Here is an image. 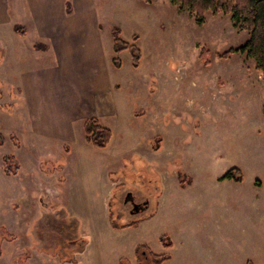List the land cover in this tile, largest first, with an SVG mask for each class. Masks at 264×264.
I'll return each mask as SVG.
<instances>
[{"label":"rangeland","instance_id":"obj_1","mask_svg":"<svg viewBox=\"0 0 264 264\" xmlns=\"http://www.w3.org/2000/svg\"><path fill=\"white\" fill-rule=\"evenodd\" d=\"M100 1L102 5L110 2L119 7L120 15L110 31L120 27L122 38L130 43L137 35L142 52L139 69L133 67L130 53L122 52L119 55L122 68H115L114 73L118 82L131 81L129 88L119 83L116 89L126 97L135 93L138 96L133 121L121 117L117 122L120 118L114 117L111 146L118 151L101 157L115 171L109 176L119 179L120 197L110 202L112 215L119 224L142 217L132 214L126 195L121 193L135 191L140 200L150 199L149 211L152 208L157 211L158 202L163 201L159 221L144 232V237L157 254L164 252L158 234L173 237L176 247L170 253L174 260L167 264H264V73L246 55L234 54L229 60L220 57L231 48L243 46L249 33L236 29L230 16L212 12L206 14L205 24L199 26L190 13L180 11L170 0ZM104 38L112 48L111 35ZM111 48L108 52L112 55ZM204 48L211 53L210 66L204 65L200 58ZM37 67L45 66L38 63ZM3 78L6 75L0 71V79ZM0 82L4 89L0 113L7 110L16 114L18 110L19 120L28 117L29 110L27 115L21 110L20 94L8 82ZM54 86L51 98L59 102L60 88ZM13 97L19 103L12 106ZM44 115L51 117L45 112L40 119ZM59 116V112L54 115ZM5 124L1 121L0 130L6 135L7 144L0 147V181L8 179L11 183L0 188V228L5 227L9 234L21 238L12 241L0 236V249L4 253L0 264H20L21 260L27 264L67 263L74 258L75 250L84 247L87 238L77 242L76 247L70 242L72 247L68 250L63 238L37 236L33 239L37 249L57 258L50 259L32 250L25 253L26 246L31 245L25 233L46 207L43 199L53 202V206L64 203L68 170L55 175L40 171L38 160L51 162L60 158L59 155L37 158L38 153L46 152L41 146L29 163L30 171L24 168L20 179L6 176L2 159L5 153L14 150V143ZM43 127L53 129L52 125ZM158 137L162 138L161 150L154 152ZM21 138L22 147H26L27 136L22 134ZM131 144L134 147H129ZM25 154L30 156L28 152ZM65 163L60 158L49 164L60 170ZM91 168L93 177L102 173L96 160ZM233 168L242 171V182L223 179ZM82 174V169L77 171L75 181H80ZM179 174H185L194 182L193 186L179 188ZM23 193H27L26 200L14 204L12 214L3 215L9 204L7 199H20ZM133 253V248L120 247L116 253H109L106 260L108 264H118V256L122 255L136 264Z\"/></svg>","mask_w":264,"mask_h":264},{"label":"crops","instance_id":"obj_2","mask_svg":"<svg viewBox=\"0 0 264 264\" xmlns=\"http://www.w3.org/2000/svg\"><path fill=\"white\" fill-rule=\"evenodd\" d=\"M101 5L99 0H0V71L6 75V78L0 81L8 82L20 94L21 108H23L21 110L25 112L24 114L27 115L29 110V116L22 120L18 118V110L16 114L7 110L0 113V125L1 121H4L6 123L5 126L3 125L4 128L10 134H16L21 144L22 134L27 136L26 147L21 145L13 150L22 171L17 176L9 177L20 179L24 168L30 171L29 163L34 161V153H38L41 146L46 149V152L38 153L37 158L44 159L43 157L59 155L60 158L66 160V163L60 170H54L49 163H55L60 158L51 162L38 160L39 170L49 175L61 174L63 170H68L69 174L68 183L65 185L64 203L53 206V202L43 199L46 207L27 226L25 235L31 239V245L29 248L26 246L28 251L26 250L25 253L32 250L36 254L57 259L37 249L33 240L37 236L63 238L68 243L66 247L68 250L69 247L87 238L84 247L74 251H77L75 259L78 264H108L107 255L116 253L120 247H127L129 250L133 248V259L135 260L137 246L147 244L144 232L159 221L158 218L162 215L163 209V201L158 202L160 205L155 215L148 218L155 211L154 208L149 211L150 199L140 200L135 191V195L129 190L122 191L121 193L126 197L130 193L133 194L136 202L149 201V206L139 213L142 217L134 219L140 220L138 226L114 228L111 224L110 202L120 197L117 189L119 179L109 176L115 171L110 170L101 158L109 153L115 155L118 151L117 148L111 146L114 133L110 144L105 149L94 148L84 137V125L89 118L99 119L111 130L112 126H116L115 116L120 118L117 122L121 120V117L127 119L128 122L133 121L138 96L135 93L126 97L124 93L116 89L117 85L122 82L116 81L114 77L116 67L112 63L113 39L111 48L110 44L106 45L107 41L104 36L111 35V25L116 24L115 20L119 17L120 10L110 2ZM110 48L112 55L108 52ZM38 63H42L45 67L38 69ZM12 72L13 75L10 74ZM143 73L141 75H144ZM36 77L42 80L39 81ZM54 84L60 88L59 102L51 98L56 90ZM124 85L129 88L130 79ZM11 102L12 106L19 103L18 98L15 100L14 97ZM0 106L3 105L0 104ZM45 112L51 117L47 118L44 115L40 119V115ZM58 112L60 116L55 118L54 115ZM14 117H17L15 121H13ZM38 124L42 125L41 128ZM43 125H52L53 129L46 130ZM134 140L133 136V144ZM133 144L129 147H134L135 144ZM94 150H98L99 153ZM25 152L30 153V156H27ZM94 160L102 167L100 169L102 173L96 177H93L94 169L91 168ZM80 169L83 172L82 178L80 181H75V174ZM7 180L0 181V188H6L11 183V180ZM177 183L181 189H187L194 184L192 181L182 187L179 175ZM20 185L22 186L21 183ZM26 198L27 193H23L16 201L19 203ZM127 205L131 206V203ZM6 213H13L10 212L9 204L3 215ZM0 231L2 232L0 236L8 238L3 235L5 232L9 235L5 227H1ZM162 235L164 233L160 232L157 238L160 239ZM12 236L21 238L18 234H12ZM72 238L75 239L72 241L73 244L70 243ZM171 238L176 247L172 236ZM159 245L164 250L163 253H170L175 249V247L171 250L165 249L160 241ZM75 247L72 248L70 254ZM31 254L29 253V258L32 257ZM170 254L172 255L170 262H172L174 256ZM3 255L2 250L0 258ZM121 259L127 258L122 255L118 256V264ZM58 260L61 262V258ZM127 260L133 264L130 259ZM21 262L20 264H27L25 260Z\"/></svg>","mask_w":264,"mask_h":264},{"label":"trees","instance_id":"obj_3","mask_svg":"<svg viewBox=\"0 0 264 264\" xmlns=\"http://www.w3.org/2000/svg\"><path fill=\"white\" fill-rule=\"evenodd\" d=\"M151 2V0H147ZM170 2L177 6L182 12H188L192 15L199 26H203L206 22V14L212 12L215 15L223 14L231 17L234 27L240 32H248L249 39L247 42L238 48H231L225 51L220 57L224 60H229L234 54L246 55L249 58H253L256 62L258 70L264 73V0H170ZM19 32V29L17 28ZM113 39V65L116 68L122 67V61L119 55L122 52L128 51L132 58V64L135 69H138L141 60L142 52L137 45L139 37L136 35L132 43L125 41L122 38L121 28L115 26L111 31ZM210 51L207 48L202 50L200 55L204 65L210 66L209 61ZM0 83V90H1ZM85 138L89 144L96 149H105L110 144L113 132L110 128L103 125L97 118H89L84 125ZM12 141L14 149L21 147V142L16 134L9 135ZM158 145L154 147V151L161 149L162 138H157ZM7 142V137L0 130V147H4ZM3 171L7 176H17L22 171V167L17 159L14 151L9 152L3 156ZM185 174H179V182L182 187L186 186L189 179L184 177ZM223 179L234 180L236 182H242L243 175L239 168H233L224 176ZM192 183V181H189ZM152 213L148 218L155 215ZM140 220H134L126 224H118L115 215L111 213V224L114 228L123 229L129 227L138 226ZM71 228V226H69ZM10 240H16L17 237L3 233ZM75 239H71V242ZM161 245L167 249H174L175 244L170 236L164 234L159 239ZM83 248V246H82ZM81 248V249H82ZM2 250L0 249V256ZM73 255V254H72ZM73 259L67 260V263L63 264H78V261L73 256ZM135 259L137 264H166L172 260L170 253H155L147 244H139L135 250ZM66 260V259H65ZM120 264H131L127 259H121Z\"/></svg>","mask_w":264,"mask_h":264},{"label":"flooded vegetation","instance_id":"obj_4","mask_svg":"<svg viewBox=\"0 0 264 264\" xmlns=\"http://www.w3.org/2000/svg\"><path fill=\"white\" fill-rule=\"evenodd\" d=\"M12 94H13V92H12ZM0 96L1 97L3 96V85H2L1 90H0ZM126 200H127V203H131V212H132V214H139L140 212L144 211V209L149 206V201H144V202H141V203L136 202L135 197L131 193L127 195ZM135 261H136V259H135Z\"/></svg>","mask_w":264,"mask_h":264},{"label":"built area","instance_id":"obj_5","mask_svg":"<svg viewBox=\"0 0 264 264\" xmlns=\"http://www.w3.org/2000/svg\"><path fill=\"white\" fill-rule=\"evenodd\" d=\"M12 201H14L12 198L9 199V207H11V203H12Z\"/></svg>","mask_w":264,"mask_h":264}]
</instances>
